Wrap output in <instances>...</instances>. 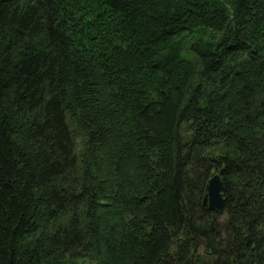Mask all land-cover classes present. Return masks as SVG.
Segmentation results:
<instances>
[{"label": "trees", "instance_id": "trees-1", "mask_svg": "<svg viewBox=\"0 0 264 264\" xmlns=\"http://www.w3.org/2000/svg\"><path fill=\"white\" fill-rule=\"evenodd\" d=\"M0 264H264V0H0Z\"/></svg>", "mask_w": 264, "mask_h": 264}, {"label": "water", "instance_id": "water-1", "mask_svg": "<svg viewBox=\"0 0 264 264\" xmlns=\"http://www.w3.org/2000/svg\"><path fill=\"white\" fill-rule=\"evenodd\" d=\"M224 184L220 173L213 175L207 182L203 203L207 204L210 210L222 213L224 209L225 198L223 196Z\"/></svg>", "mask_w": 264, "mask_h": 264}]
</instances>
